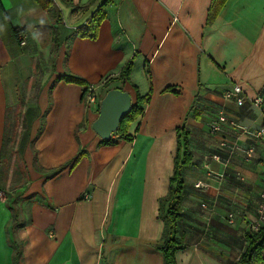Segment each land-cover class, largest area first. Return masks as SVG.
Masks as SVG:
<instances>
[{
  "label": "crops",
  "instance_id": "1",
  "mask_svg": "<svg viewBox=\"0 0 264 264\" xmlns=\"http://www.w3.org/2000/svg\"><path fill=\"white\" fill-rule=\"evenodd\" d=\"M90 1L0 0V154L18 151L29 174L0 200V264H164L161 200L184 126L193 162L177 264L237 263L264 188V0H227L212 24L214 0H114L96 41L75 37L103 0L74 12ZM66 76L88 88L56 83ZM92 87L99 104L87 108ZM136 88L151 101L133 141L102 145L101 98L121 89L134 103Z\"/></svg>",
  "mask_w": 264,
  "mask_h": 264
},
{
  "label": "trees",
  "instance_id": "2",
  "mask_svg": "<svg viewBox=\"0 0 264 264\" xmlns=\"http://www.w3.org/2000/svg\"><path fill=\"white\" fill-rule=\"evenodd\" d=\"M101 0H91L86 5L77 6L74 12L86 11L89 7L94 4H98ZM49 7L52 1H47ZM114 2V0H103L97 10L92 15L91 19L81 28L75 31V37H80L82 39H88L91 41H96L99 37V31L102 23L106 19V10ZM227 0H214V3L210 9L209 24H212L222 7L226 4ZM53 5V3H52ZM60 14V13H59ZM24 34V31H16V36L19 39V35ZM21 43V41H20ZM133 69V63L130 62L126 68L122 71L119 79L129 80ZM64 81L68 84H76L82 87H87L86 81L77 78L75 76H66L60 78L56 81ZM108 86V85H107ZM137 89V88H136ZM87 89L84 91L86 94ZM165 92L177 93L173 87H169ZM151 101V93L148 95H141L139 90H136V100L132 104V110L130 114L125 117L117 132L113 135L110 141H102V145L111 146L118 143V138L123 139L127 142H132L133 138L128 136L130 126L136 122L143 114L145 105L149 104ZM178 147L175 158V168L174 175L170 180V192L167 198L161 200V218L165 222L164 231V243L158 246V250L163 254L164 264H177V254L183 249L182 241L177 238V228L178 223L181 219V204L184 192V173L186 168H188L193 162V156L190 151V141L189 132L184 127L178 129ZM84 156V153H80L74 160V164H77ZM246 241L248 242V247L239 261L235 264H253L255 258L264 251V227L260 232L253 234L251 232L246 233ZM16 261L20 258L22 252L16 247Z\"/></svg>",
  "mask_w": 264,
  "mask_h": 264
},
{
  "label": "water",
  "instance_id": "3",
  "mask_svg": "<svg viewBox=\"0 0 264 264\" xmlns=\"http://www.w3.org/2000/svg\"><path fill=\"white\" fill-rule=\"evenodd\" d=\"M133 104L129 92L121 89L110 90L100 103L99 116L92 124V130L102 141H110L127 117Z\"/></svg>",
  "mask_w": 264,
  "mask_h": 264
},
{
  "label": "built area",
  "instance_id": "4",
  "mask_svg": "<svg viewBox=\"0 0 264 264\" xmlns=\"http://www.w3.org/2000/svg\"><path fill=\"white\" fill-rule=\"evenodd\" d=\"M19 40L21 41V45H26V36L24 34L19 35ZM243 90L241 87L237 86L232 92H228L225 94V97L227 99H231L234 96L242 95ZM85 104L87 108H91L92 106H96L99 104V97L97 95V91L92 87L89 89L85 94ZM255 105L258 107H261L264 103V100L259 97L254 101ZM239 105L243 104V99H239L238 101ZM222 117H220V120ZM220 120L213 122L212 124V131L218 132L221 130V123ZM259 136L264 138V129L259 133ZM252 151H249L248 156ZM6 197V194L0 190V200H3ZM230 222L233 223V216H230ZM264 227V188L260 193V204L257 210V217L255 220L251 221L248 225L249 232L256 234L261 231V229Z\"/></svg>",
  "mask_w": 264,
  "mask_h": 264
},
{
  "label": "rangeland",
  "instance_id": "5",
  "mask_svg": "<svg viewBox=\"0 0 264 264\" xmlns=\"http://www.w3.org/2000/svg\"><path fill=\"white\" fill-rule=\"evenodd\" d=\"M102 100L103 98H101V101ZM28 178L29 174L23 157L19 155L18 151L5 146L0 154V189L7 196V192L10 190L9 185L14 183L21 185V183H25Z\"/></svg>",
  "mask_w": 264,
  "mask_h": 264
}]
</instances>
